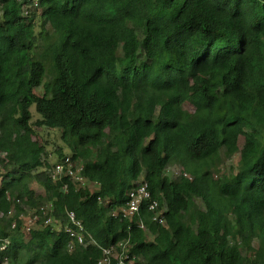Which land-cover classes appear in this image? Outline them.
<instances>
[{"label":"trees","instance_id":"16d2710c","mask_svg":"<svg viewBox=\"0 0 264 264\" xmlns=\"http://www.w3.org/2000/svg\"><path fill=\"white\" fill-rule=\"evenodd\" d=\"M27 6L0 0V238L10 240L0 259L98 264L92 244L68 250L72 211L99 246L129 239L136 264H264V0ZM34 128L58 133L70 155L57 147V162L81 164L85 185L52 180ZM140 182L165 208L163 225L145 208L109 216ZM46 203L56 223L25 231L24 208Z\"/></svg>","mask_w":264,"mask_h":264},{"label":"built area","instance_id":"2783aa9c","mask_svg":"<svg viewBox=\"0 0 264 264\" xmlns=\"http://www.w3.org/2000/svg\"><path fill=\"white\" fill-rule=\"evenodd\" d=\"M40 0H27L28 6L24 8V12L29 10H37ZM6 157L5 153L0 154V159ZM81 172V164H73L69 157L63 158L61 161L51 165L49 170L52 180L57 181L61 177H70L73 181L82 183L85 185V179L79 174ZM186 176V175H184ZM99 200V199H98ZM20 203L19 200H17ZM145 208L151 216V221L163 225L165 208L160 206L158 200L154 199L147 187L146 183L140 182L135 189H132L127 194V200L121 207H114L109 211V216L113 218L127 219L131 221L134 217H140V211ZM13 214L12 210H9L8 215ZM23 223V229L29 231L32 226H36L37 221H42L44 225H53L56 220L52 216V205L46 203L36 209L29 211V219L23 221V215H20ZM12 228H15V223H12ZM140 229L145 230V226L142 220H139ZM64 231L69 238L68 250L72 251L75 245L87 246L89 244L94 245L101 252V257L98 260V264H136L138 257L135 254H131L129 239L114 243L108 247H102L96 244L92 239L88 237L84 231L82 223L76 218V215L72 211L66 213V225ZM89 238V242L86 238ZM10 247L9 238H0V254H4ZM6 254V253H5ZM0 264H8L7 258L4 256L0 259Z\"/></svg>","mask_w":264,"mask_h":264},{"label":"rangeland","instance_id":"374dc122","mask_svg":"<svg viewBox=\"0 0 264 264\" xmlns=\"http://www.w3.org/2000/svg\"><path fill=\"white\" fill-rule=\"evenodd\" d=\"M46 80H48V78H46ZM35 92H36V94H43V88L42 87L38 88ZM183 108L188 112H193V107L189 103H185ZM30 112L33 114V121H35L37 118H40V116L36 113L34 106H32L30 108ZM34 131L36 132V134H34L33 140L37 141L39 144L44 145L45 151H46V157H47L46 161H47V164L49 166H51L52 164H54L55 162H57L59 160L57 158L56 154L54 153V151L57 147H61L62 156L63 155H67V156L70 155L68 150L62 144L58 133L52 132V131L47 132L44 129H38V128H34ZM243 146H244V139H243V137H239V140H238L239 150H241ZM239 156H240V153L235 154L233 157H231L229 159L223 160V163L219 167L222 174L228 173V171H230V170H232L233 172L236 171V167H237L238 162H239ZM3 172H5V171L3 170ZM179 174H181V168L179 166H176V165L169 167L166 171V175L171 179H174ZM32 188H34L38 194L42 193V189L39 188L37 184H32ZM195 204L197 207L203 208V203L200 199H195ZM30 210H32V209H30ZM30 210H28L27 208H24V212L22 214L23 215V221H26L27 219H29L28 217H29V211ZM56 228H58V227L56 226ZM148 239L151 240V237L148 236Z\"/></svg>","mask_w":264,"mask_h":264}]
</instances>
